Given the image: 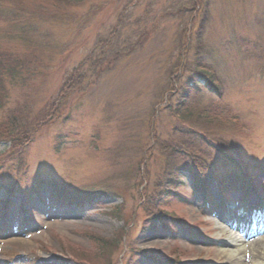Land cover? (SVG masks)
<instances>
[{"label":"rangeland","instance_id":"1","mask_svg":"<svg viewBox=\"0 0 264 264\" xmlns=\"http://www.w3.org/2000/svg\"><path fill=\"white\" fill-rule=\"evenodd\" d=\"M59 1L0 0L3 10H12L0 16V54L26 67L0 88V187H16L14 193L0 189V264H226L216 257L220 241L212 231L222 215L251 228L258 224L264 236V0H212L207 50L195 76L212 75L211 88L206 82L200 99L180 106L176 99L175 107L169 96L194 76L192 64L169 85L187 48L179 45L174 14L185 0H142L130 16L155 18L157 32L100 80L93 76L95 46L130 0H115L109 15L100 8L107 0ZM17 5L28 10L25 16ZM28 25L32 32L21 39ZM189 53L192 63L193 48ZM76 68L88 72L82 82L90 85L73 86L60 98L66 74ZM55 104L59 115L48 120L44 115ZM11 117L15 124L47 121L15 151L23 142ZM184 132L191 141L203 139L202 148L171 146ZM224 144L250 178L218 158L214 147ZM193 151L228 190L220 194L211 184L199 191L184 171L182 184L162 189ZM237 175L247 180L245 187L229 184ZM64 187L74 193L70 203L53 192ZM152 208L168 222L146 221ZM227 229L241 237V230ZM10 239L21 244L11 247Z\"/></svg>","mask_w":264,"mask_h":264},{"label":"trees","instance_id":"2","mask_svg":"<svg viewBox=\"0 0 264 264\" xmlns=\"http://www.w3.org/2000/svg\"><path fill=\"white\" fill-rule=\"evenodd\" d=\"M114 1L115 0H109V1L107 0V2L102 7H100L102 9L101 11H104L105 9L106 10L104 11L105 14L109 15L110 12L112 11V7H113L112 5H114L115 3ZM123 1H129V0H123ZM185 1L186 2H182V6H178L174 9V14L178 15V20H179V24L177 27L178 32H180L179 45L182 44L184 48L186 47L187 48L185 54L181 55L180 62L178 61L176 63V66L172 68V71H170V74L168 75L169 85L172 84V82H174V84L177 83L178 81H176V79L178 80L182 79V77L185 76L184 71L190 73L191 71L188 66L189 65L192 66V64L194 67V73H193L194 76H190L189 74V76H187V78L185 80H182V82L180 83V87L178 88V93L176 94L175 92L174 94H171V96H169V102H170V98L173 97L172 102L169 104L170 107H175L176 104L178 106V103L175 102L176 99L177 100L179 99V106L184 105L186 102H191L192 100H195L197 98L196 95H198L200 99V96L202 97L203 93L206 92L207 89L211 88L209 87L211 86L210 80L213 79V76L209 74H206V76H204L205 78L202 79L204 80V82L202 80H199L198 77H195L201 73L199 72V70L202 69V66L199 62L202 58H204L207 50L205 36L212 22V8H211L212 0H185ZM66 2H68V0ZM142 3H143L142 0H130L122 10V14L116 18V22L108 28L107 35L99 37L97 46H95V49H98V56L96 57V59L93 61L92 64V67L96 71L93 74L95 79L100 80L103 76L112 73L122 60L142 50L146 45V43L151 39L153 32H157L158 29L154 24L155 18H153L152 21H149L145 16H141L137 18L135 21L132 20L131 18L132 16H130L131 13L133 14L134 9L139 7ZM17 8L18 10L17 9L16 10L18 11V13L14 10V12L17 14L21 15L22 12V15L25 16L24 13L28 12V10L25 8L19 9V5H17ZM9 9H10L9 6H7L4 7L3 10V6L1 7L0 5V16L2 17L4 15L7 17L10 16L12 10ZM49 14L50 13H47V15ZM172 17H174V15H172ZM28 19L29 21H31V18ZM156 21H158V19ZM23 24H25L24 21L22 22L21 25ZM142 25L143 27L141 29ZM18 26L20 25H16L14 27L17 28ZM29 27L32 26L28 25L26 26L25 28L26 30L24 32H20L21 39L27 40L29 38V35L32 32V31L26 32L29 30ZM192 48L194 52L193 62L189 63L190 61L189 51H191ZM0 55H1L0 57V88H1L2 83L4 82V78L13 81L16 78L20 77L23 72H26V67L24 66L23 70L21 69V65H19L17 57L13 58L11 55H5L4 53ZM92 55L93 53H91V56ZM38 70L39 68H37L35 72H37ZM87 76H88V72L83 73L80 70H77V68L75 70H72L70 74L67 73L65 76L66 77L65 80L67 81V84L65 86V89L60 92L59 94L60 98L70 93L74 88L73 86L85 85L84 87H87V85H90L89 82L87 83L82 82L83 78ZM205 83L208 84L207 87L209 88L204 89L202 87V85L206 86L204 85ZM60 100L56 102V104H59ZM180 100H182L184 103L180 102ZM56 104L53 105L50 111L44 115L45 118H48V120H53L57 115H59V111H58L59 106L56 107ZM1 105L2 104H0V107ZM187 109L191 110L189 109V107ZM184 113H186V110L185 112L182 111L180 116H182ZM45 118L41 117L38 120H36L35 123L30 121L27 123L19 122L18 124H15L18 121L16 118L13 119L12 117L10 118V121L12 119L11 123H13L11 126L19 131L18 133H16V135L21 137L23 142V145L18 146L15 151H22L23 148L27 147L29 143H31L30 141L33 140L34 136L37 133L38 125H44V123H46L47 120H45ZM10 134L5 135L4 133H2V136L9 137ZM194 134H196V132H194ZM184 135L186 137L188 136L187 134H185V132ZM184 135L178 134L179 138H175L173 136L176 139L177 143L171 146H175L178 144V146L182 145L183 147H192V145L193 146L197 145L198 147H200L198 145L199 143L202 142V144H204L203 139L195 140L192 139V137H190L192 139L191 141L188 138L189 136L187 137V139L186 138L182 139ZM14 138H15L14 135H12L9 140L10 141L14 140ZM182 141L183 143L181 144L180 142ZM214 148L216 149L217 155L219 156L218 158L222 157L224 161H226V163L228 164L235 163L239 165V167L242 170L241 175L243 176L249 175L247 171V167H245L242 162L238 161L239 159L236 160L231 156L229 150H227V147H225V144L221 146H215ZM191 153L195 155L190 157V160L186 162V165H184L181 170L177 171V176L173 178L170 184L166 183L165 185L162 186V189L166 188L167 185H168L167 189H169L171 185L182 184V180H181L182 178L180 174H182L183 171L187 172V175L193 178L195 182L194 188L199 191L206 192L211 184L219 185L220 187L223 186L222 185L223 182H221L218 176L215 175L214 171L211 170H209L208 172L204 171L205 170L204 168L207 169L209 168V166H205L202 163L201 159L202 160L204 159L201 157L202 153L200 151H193ZM213 166H215V162H213V160L211 159V167ZM249 176L251 177L252 174ZM239 177L240 176L238 175L235 176L234 181L229 184H231L232 186H236L241 183L245 185V181ZM0 189L5 190L7 193H14L16 191V187L14 184L3 188L0 187ZM226 189H228V187H226ZM223 190L224 188H220V191ZM53 192L56 193V196H59L61 200L67 201L69 203L75 200L74 193L71 192L68 193V190L65 187L60 188V190L58 188L56 189V191ZM24 195L27 196L26 194ZM101 195L106 197L110 196L109 193L108 194L101 193ZM90 196H93V193L89 194V197ZM87 198L88 197L85 196L83 198L80 197L79 199H81L82 201V200H86ZM164 200L166 201L164 196H162L158 201L162 203L164 202ZM154 210L155 208L150 209V216L146 221L148 222L151 221L153 222V224H157V223L164 224L168 222V219H165L163 216L157 215V213L154 212ZM96 243L99 244L101 243V241L99 242L96 241ZM82 253L83 252L78 254L74 253L72 256L79 255V257L81 258V256H83Z\"/></svg>","mask_w":264,"mask_h":264},{"label":"bare ground","instance_id":"3","mask_svg":"<svg viewBox=\"0 0 264 264\" xmlns=\"http://www.w3.org/2000/svg\"><path fill=\"white\" fill-rule=\"evenodd\" d=\"M217 226L212 231L215 233V238H219L217 243L216 257L218 259L225 260L226 264H264V236L260 233L263 232V228L258 229L255 233L247 231V228L243 223H239L240 220L232 219L226 215L220 216ZM236 228L241 230V237L245 241H241V237L233 235L231 231L227 229ZM262 236V237H261ZM245 242L247 245H244ZM9 246H18L20 242H14L13 239L8 240ZM21 247V246H20ZM186 251V247L183 248Z\"/></svg>","mask_w":264,"mask_h":264}]
</instances>
